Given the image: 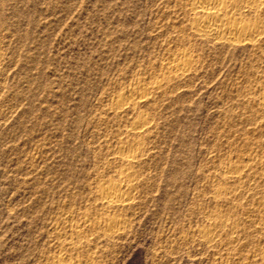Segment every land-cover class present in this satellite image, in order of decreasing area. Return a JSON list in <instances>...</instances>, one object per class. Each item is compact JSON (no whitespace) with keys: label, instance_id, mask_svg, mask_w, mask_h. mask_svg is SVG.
I'll return each instance as SVG.
<instances>
[{"label":"rangeland","instance_id":"1","mask_svg":"<svg viewBox=\"0 0 264 264\" xmlns=\"http://www.w3.org/2000/svg\"><path fill=\"white\" fill-rule=\"evenodd\" d=\"M190 3L0 0V264H262L264 37H201Z\"/></svg>","mask_w":264,"mask_h":264},{"label":"bare ground","instance_id":"2","mask_svg":"<svg viewBox=\"0 0 264 264\" xmlns=\"http://www.w3.org/2000/svg\"><path fill=\"white\" fill-rule=\"evenodd\" d=\"M190 6V11L193 12L192 26L197 35L201 37L214 38L219 41L229 42L230 45L231 43L247 44L252 47L256 46L263 40L264 20L248 22L246 19L244 20L242 18V13H238V11L235 10V7H239L240 10H243V12L249 13L250 15L254 14V16L256 15L259 17L261 15V11L264 10V0H191ZM261 19L263 18L261 17ZM179 56L180 58L178 57V60H172L169 63V69L174 71V74L176 73L183 76L192 69L193 61L190 53L187 50L181 51ZM161 86V83L155 84V87ZM132 94H134L133 91L131 92L128 101H125L124 103L120 102L118 108L128 104L129 100L131 102V100H134L137 97H143V94L135 97ZM262 100L264 105V91L262 94ZM141 117L142 119L135 122V124L132 126V130L129 132L133 136L140 135L145 130V119L143 116ZM134 146V142H132L128 143V145H124L121 149L122 158L128 164H132L137 160L138 156L134 152L129 154L125 152L126 150L129 152L133 151ZM121 173L126 175L128 179L124 178L123 176L120 183L100 187L101 199L108 208H117L125 205L129 199L126 197V191L128 188H130L129 181H131L130 177L132 173L127 169ZM261 224L264 230V213L262 215ZM105 226L106 231L113 233H117L121 229L120 222L117 219L107 220ZM226 226L227 220L217 215L214 218L212 226L205 230L204 237L208 240H211L218 230H221V228L224 230ZM230 228L232 229V232H236L233 230V225H231ZM256 256H258L262 261V264H264V249L260 250Z\"/></svg>","mask_w":264,"mask_h":264}]
</instances>
